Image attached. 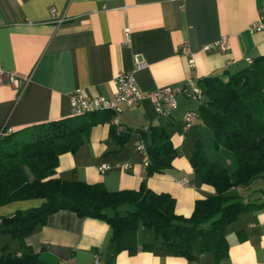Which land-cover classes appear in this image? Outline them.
<instances>
[{"label":"crops","instance_id":"obj_1","mask_svg":"<svg viewBox=\"0 0 264 264\" xmlns=\"http://www.w3.org/2000/svg\"><path fill=\"white\" fill-rule=\"evenodd\" d=\"M54 7L67 19L51 21ZM264 10V0H0V66L18 77L29 78L26 86L15 87L8 78L0 81V128L13 131L24 126L69 118V94L80 88L88 96L112 97L114 79L134 69V56L146 66L135 70L142 91L156 86L178 85L192 73L226 78L256 57L264 56V35L248 26ZM130 32L125 38L123 29ZM227 35L230 47L204 50L203 44ZM187 43L194 56L180 52ZM178 106L170 116H161L149 100L124 107L118 126L108 110L95 112L98 119L88 139L74 152L59 156L55 176L68 181L101 183L108 191L138 190L142 186L168 193L175 199V213L189 217L195 202L215 194L212 185L201 181L190 163L199 139L209 161L229 173L237 167L232 154H220L213 135L199 115V103L177 95ZM194 109L196 116L186 129L183 114ZM88 116V115H87ZM86 116V118H87ZM163 126L176 151L171 166L148 174L145 156L135 149L140 129ZM126 137L121 143L110 136L111 129ZM129 163L123 168L122 163ZM110 168L99 171L100 164ZM28 178L32 175L27 171ZM187 182H184V179ZM246 201L264 203V175L245 186L233 188ZM42 199L15 200L0 205V216L18 209L38 206ZM133 204L116 210L126 214ZM108 222L82 217L70 209L50 213L45 223L24 238L46 264H264V206L239 213L225 228L228 254L215 262L210 251L193 259L173 255L154 239L152 229L138 224L135 235L111 241ZM128 237V238H127ZM125 238V237H124ZM155 242L151 250L128 251L132 244ZM20 253L19 242L0 233V250Z\"/></svg>","mask_w":264,"mask_h":264},{"label":"trees","instance_id":"obj_2","mask_svg":"<svg viewBox=\"0 0 264 264\" xmlns=\"http://www.w3.org/2000/svg\"><path fill=\"white\" fill-rule=\"evenodd\" d=\"M199 83L204 94L199 103L202 122L213 135L214 148L223 155L232 154L237 167L229 173L219 163L209 161L201 141L196 140L190 163L201 181L214 187L215 194L198 199L189 217L175 213V199L168 193H156L144 186L108 191L101 183L55 176L59 156L74 152L88 139L91 126L99 121L93 118L95 112L31 124L0 137V205L42 199L38 206L0 216V233L10 234L20 245L19 254L1 248L0 264H46L24 238L41 227L50 213L64 208L108 222L117 249L126 234L134 236L141 224L152 229L154 239L173 255L193 259L210 251L215 262L226 257V226L239 213L264 206L230 192L264 175V56L227 73L225 79L207 76ZM120 132L114 127L110 132L118 143L126 137ZM140 137L146 143L148 174L171 166L176 151L165 127L140 129ZM123 203L133 204L134 208L123 215L105 211L116 210ZM154 247V241L143 242L140 246L130 245L128 251Z\"/></svg>","mask_w":264,"mask_h":264},{"label":"built area","instance_id":"obj_3","mask_svg":"<svg viewBox=\"0 0 264 264\" xmlns=\"http://www.w3.org/2000/svg\"><path fill=\"white\" fill-rule=\"evenodd\" d=\"M51 21L61 23L67 19L64 14H59L54 7L49 8ZM250 32H260L264 35V10H262L257 19L251 22L248 26ZM129 28L125 27L123 33L125 38H128ZM230 47L227 35L220 36L217 40L203 44L204 50L219 49L222 51ZM180 52L188 57L189 64H194V56L190 51L187 43H183L180 47ZM146 66V61L143 58L134 56V69L130 71L121 72L114 79V93L112 97L106 96H88L80 88L70 92L69 102L71 115L79 116L87 113L108 110L112 113L111 122L115 126L119 125L120 113L124 107L132 108L137 106L142 100H149L157 114L161 116H170V114L178 106L177 95L183 94L190 101L197 103L203 100V89L199 83V79L192 73L186 80L178 85H162L153 87L147 91H142L136 80L135 70ZM2 78H8L15 87L23 89L28 83L29 78L18 77L7 72L0 66V81ZM196 116L194 109H187L182 117L184 127L188 129L192 125V121ZM9 127L2 126L0 128V137L12 132ZM135 149L144 154L145 163H148V154L146 143L142 138H139L135 144ZM123 168L129 167V163H122ZM99 171H104L110 168L107 163L100 164ZM187 182L185 178L183 180Z\"/></svg>","mask_w":264,"mask_h":264},{"label":"rangeland","instance_id":"obj_4","mask_svg":"<svg viewBox=\"0 0 264 264\" xmlns=\"http://www.w3.org/2000/svg\"><path fill=\"white\" fill-rule=\"evenodd\" d=\"M77 119H78V117H77ZM213 144V143H212ZM214 146V145H213ZM215 149V148H214ZM216 150V149H215ZM216 151H218V150H216ZM219 152V151H218ZM221 154V153H220ZM231 158H234V157H231ZM233 160H235V158L233 159Z\"/></svg>","mask_w":264,"mask_h":264}]
</instances>
